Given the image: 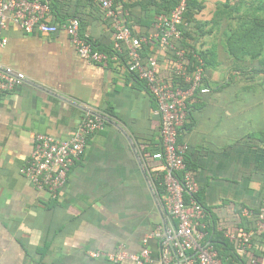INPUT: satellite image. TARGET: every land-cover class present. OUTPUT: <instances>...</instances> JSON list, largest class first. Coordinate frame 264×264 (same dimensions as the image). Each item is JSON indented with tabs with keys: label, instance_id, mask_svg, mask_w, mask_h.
I'll use <instances>...</instances> for the list:
<instances>
[{
	"label": "crops",
	"instance_id": "obj_1",
	"mask_svg": "<svg viewBox=\"0 0 264 264\" xmlns=\"http://www.w3.org/2000/svg\"><path fill=\"white\" fill-rule=\"evenodd\" d=\"M226 1L197 0L202 36L195 33L196 47L210 56L205 70L210 92L198 93L191 102L192 128L183 135L188 169L208 213L206 231L213 228V233L236 231L244 211L260 209L264 198V81L225 50L228 36L217 24L226 22L216 15ZM172 2L113 0V10L125 15L126 23L131 18L143 51L161 59L165 77L170 55H162L151 36L156 5L165 9ZM52 3L57 23L74 16L81 20L84 37L103 49L114 42L112 20L95 1ZM2 37L8 43L0 48V63L27 80L0 96V264H134L92 254L114 252L121 244L139 254L146 235L171 223L164 188L156 179L163 166L152 160L161 148L154 100L124 63L103 67L82 58L63 29L53 35L26 34L9 23ZM87 115L103 117L104 129L89 137L84 156L53 198L20 169L37 135L69 139ZM149 248V264H161L158 243L150 241ZM259 251L264 264V246Z\"/></svg>",
	"mask_w": 264,
	"mask_h": 264
},
{
	"label": "built area",
	"instance_id": "obj_2",
	"mask_svg": "<svg viewBox=\"0 0 264 264\" xmlns=\"http://www.w3.org/2000/svg\"><path fill=\"white\" fill-rule=\"evenodd\" d=\"M94 1L105 11L106 18L112 20L115 39L111 55L100 51L81 35L79 19L69 18L62 24L54 21L48 1L0 0V48L8 43V39L2 37V31L9 23L18 25L26 34L53 35L63 29L77 53L90 64L108 67L112 62L121 63L120 56L126 55L125 65L128 72L144 82L156 103V112L161 121V149L152 155V160L163 166V170L156 173V179L164 188V206L171 223L166 226L159 225L146 235L143 240L144 248L139 254L127 251L126 246L121 244L114 252H96L92 256H104L111 263L130 260L134 264H149L152 262L149 243L156 241L161 264H171L175 260L180 264H223L217 250L206 242V224L203 222L206 210L197 199L200 185L194 172L186 164L188 145L180 141L182 129L189 121V105L197 91L210 92L206 84H203V68L190 76L185 68L186 52L177 46L183 37L180 27L187 26L184 17L190 0H180L169 14L162 13L153 22L151 39L157 42L158 51L164 56L170 53L174 56L169 60V77L163 76L161 59L157 55L147 58L142 56L141 39L133 34L126 23L125 15H118L113 10V0ZM26 80L24 74L0 63V96L15 91ZM180 80L190 86L183 88ZM104 126L103 117L87 115L69 139L60 140L47 134L37 135L31 157L20 169V174L38 190H44L51 197L57 198L66 186L72 167L84 156L89 137L103 130ZM244 214L253 216L251 211H244ZM255 226V231L241 236L238 253L242 257L251 249L256 233L264 231V198ZM225 235L231 241L238 237L228 231Z\"/></svg>",
	"mask_w": 264,
	"mask_h": 264
},
{
	"label": "trees",
	"instance_id": "obj_3",
	"mask_svg": "<svg viewBox=\"0 0 264 264\" xmlns=\"http://www.w3.org/2000/svg\"><path fill=\"white\" fill-rule=\"evenodd\" d=\"M42 1H48L50 3L52 13L54 14V10H53L54 6L52 3L53 0H42ZM57 1H62V0H57ZM90 1L91 3L92 2L94 3V0H90ZM172 1H173L172 5L165 6V9H162L163 8L162 5L157 4L156 8L158 14L159 15L162 13L169 14L170 11H172L175 8V6L180 2V0H172ZM247 1L248 0H234V1L227 0L226 3H222V5L217 8L216 19L219 20L220 22L221 21L226 22L225 23L226 25L220 26L219 24H217L218 26L217 29L220 28L228 36V39L225 41V48H226L225 50L227 54L234 61H236L237 64L241 63L240 67L247 66L248 69H254L253 76L258 75L259 77H263L262 80L264 81V10L263 11L261 10L262 13L261 12L258 13L259 10L256 9L254 10L253 13L254 8L252 9V7H250L251 8L250 11L245 10L243 7L245 4H247ZM252 4L255 5L256 2L253 0ZM197 5H198L197 0L189 1L187 12L185 13V17H184L187 26L184 25L180 27L183 32V37L182 40L177 44L178 49H183L186 52L187 63L185 64V68L190 76H192L199 68H203L205 74L206 73L205 70L207 69L208 66L211 65L209 53L198 50L196 47L197 38L202 36L201 35L202 31H200V27L198 26V22L195 17L196 14L195 9ZM103 15L106 16L105 12H103ZM73 17L74 16L67 17L64 21ZM127 20L131 22V18L130 19L128 18ZM79 21L81 24V35H82V23L80 19ZM128 23L127 25L130 27V29L134 34L135 32L133 30V27L131 26L130 23L129 24ZM195 33L197 34L198 37H195ZM87 39L91 41L94 44V46L102 52L111 55L112 52L114 51L113 43L110 47L103 49L95 41L89 38ZM194 41L195 43H193ZM143 46L144 45L141 44V53L143 54L144 58L151 56L152 55L151 53H146V51L145 52L143 51L144 50ZM169 55H170L169 57L174 58L172 53H170ZM120 58H121V63L126 64V55L120 56ZM131 75L135 77L133 74ZM176 82L177 81H175V84ZM142 83L144 84V82ZM204 83L205 84L208 83L206 74L204 77L203 84ZM180 84L181 85L183 84V88H188L190 86V84L185 83L183 80H180ZM198 93L199 91H197L196 94ZM190 106L191 105H189V108ZM191 128L192 127L191 125L188 124V122L185 123L182 129V133L180 135L181 142L183 141L184 133L190 131ZM186 160H187L186 161L187 167L189 168L188 158ZM157 182H159V180H157ZM197 199L199 203L202 204V202L199 199V195H197ZM259 212L260 209L253 210L252 211L253 216H245L242 225H240L236 231H230V230L228 231L237 234L238 237L234 241L229 240L226 237L225 233L223 232L217 233L215 231L216 233L215 232L213 233V228L211 229V231L209 230L206 231L205 229V232H207L206 242L210 241V244L213 245V247L217 250L223 264H260L259 258L261 253L259 250L262 246H264V231L256 233V235L252 239V247L248 251L247 255L242 257L238 253V249L241 246V236L252 230L254 231L256 230L255 225ZM207 214L208 213L206 211V217ZM205 219L203 220V222L206 221Z\"/></svg>",
	"mask_w": 264,
	"mask_h": 264
},
{
	"label": "rangeland",
	"instance_id": "obj_4",
	"mask_svg": "<svg viewBox=\"0 0 264 264\" xmlns=\"http://www.w3.org/2000/svg\"><path fill=\"white\" fill-rule=\"evenodd\" d=\"M216 1H218V0H214V3H212L213 5H215V2ZM232 1H234V0H232ZM252 1L253 0H248L247 1V4H245L244 5V9L245 10H247V11H250L251 10V8L250 7H252V9H253V13H254V10L256 9V10H259L258 11V13H262V11L264 10V0H254L255 2H256V4L255 5H253L252 4ZM214 8V7H213ZM215 9V8H214ZM262 10V11H261ZM212 11V10H211Z\"/></svg>",
	"mask_w": 264,
	"mask_h": 264
}]
</instances>
